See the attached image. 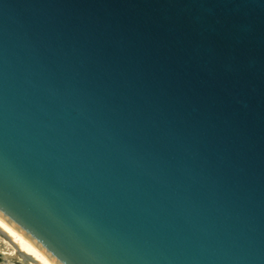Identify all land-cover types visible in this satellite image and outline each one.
Returning <instances> with one entry per match:
<instances>
[{"label": "water", "instance_id": "water-1", "mask_svg": "<svg viewBox=\"0 0 264 264\" xmlns=\"http://www.w3.org/2000/svg\"><path fill=\"white\" fill-rule=\"evenodd\" d=\"M0 219L55 264H264V0H0Z\"/></svg>", "mask_w": 264, "mask_h": 264}, {"label": "bare ground", "instance_id": "bare-ground-1", "mask_svg": "<svg viewBox=\"0 0 264 264\" xmlns=\"http://www.w3.org/2000/svg\"><path fill=\"white\" fill-rule=\"evenodd\" d=\"M0 229L8 234L11 240L17 244L20 251L28 254L32 258L29 264H55L31 241L25 238L21 233H19L2 219H0Z\"/></svg>", "mask_w": 264, "mask_h": 264}, {"label": "rangeland", "instance_id": "rangeland-1", "mask_svg": "<svg viewBox=\"0 0 264 264\" xmlns=\"http://www.w3.org/2000/svg\"><path fill=\"white\" fill-rule=\"evenodd\" d=\"M0 264H29L17 251L15 246L6 238L0 235Z\"/></svg>", "mask_w": 264, "mask_h": 264}, {"label": "trees", "instance_id": "trees-1", "mask_svg": "<svg viewBox=\"0 0 264 264\" xmlns=\"http://www.w3.org/2000/svg\"><path fill=\"white\" fill-rule=\"evenodd\" d=\"M0 261H1V255H0Z\"/></svg>", "mask_w": 264, "mask_h": 264}]
</instances>
